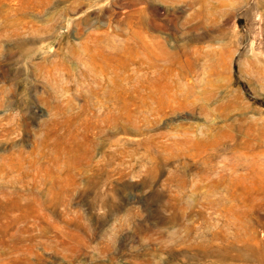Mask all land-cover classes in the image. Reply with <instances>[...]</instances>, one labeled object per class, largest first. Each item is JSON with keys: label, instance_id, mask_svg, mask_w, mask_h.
I'll return each instance as SVG.
<instances>
[{"label": "rangeland", "instance_id": "rangeland-1", "mask_svg": "<svg viewBox=\"0 0 264 264\" xmlns=\"http://www.w3.org/2000/svg\"><path fill=\"white\" fill-rule=\"evenodd\" d=\"M0 264H264V0H0Z\"/></svg>", "mask_w": 264, "mask_h": 264}]
</instances>
